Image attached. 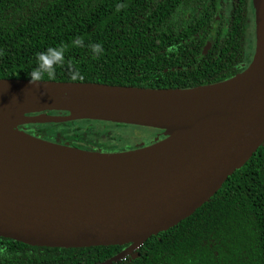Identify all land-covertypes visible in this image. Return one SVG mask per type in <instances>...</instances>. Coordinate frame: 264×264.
Wrapping results in <instances>:
<instances>
[{
    "label": "water",
    "instance_id": "obj_1",
    "mask_svg": "<svg viewBox=\"0 0 264 264\" xmlns=\"http://www.w3.org/2000/svg\"><path fill=\"white\" fill-rule=\"evenodd\" d=\"M252 10L250 63L213 84L149 89L0 79V104L28 107L10 130L42 147L24 152L0 136V238L37 248L123 247L101 263L114 264L135 258L137 246L207 203L264 142V0H252ZM85 120L158 129L165 137L108 154L19 129Z\"/></svg>",
    "mask_w": 264,
    "mask_h": 264
},
{
    "label": "trees",
    "instance_id": "obj_2",
    "mask_svg": "<svg viewBox=\"0 0 264 264\" xmlns=\"http://www.w3.org/2000/svg\"><path fill=\"white\" fill-rule=\"evenodd\" d=\"M195 6L189 0H0V79L31 80L37 54L60 46L63 64L39 81L188 89L229 79L250 62L243 53L246 0H237L226 24L215 28L204 55L216 1ZM94 44L102 50L93 52ZM83 123L89 121L19 129L46 141L56 127L77 134ZM122 249L37 248L0 238V264H101ZM114 264H264V142L207 203L144 241L135 258Z\"/></svg>",
    "mask_w": 264,
    "mask_h": 264
},
{
    "label": "flooded vegetation",
    "instance_id": "obj_3",
    "mask_svg": "<svg viewBox=\"0 0 264 264\" xmlns=\"http://www.w3.org/2000/svg\"><path fill=\"white\" fill-rule=\"evenodd\" d=\"M189 1L193 2L196 5L195 7L197 11H199V9L202 7L203 2H204V0H201L200 3L194 0H189ZM215 1H216V9H215L216 14L214 17L213 24L210 28L209 36L204 41V45L202 49L206 45L208 39L211 37L212 27L215 26V28H217V26H220L221 24H226V21L230 17L232 6L237 2V0H227L228 8H227V11H225L224 0H215ZM246 6H247V28L245 31V40H244V46H243V53L245 54V58L250 55L249 54L250 50L246 48V42H247L249 33H251L250 32L251 23H252V29H253V34L251 33V37L253 36V40H254V16H253V10H252V0H246ZM192 14H195V13L193 12ZM185 16L186 18L189 17V19L192 18L189 12H186ZM190 39H193V38H190ZM252 54H251L250 60L252 58ZM245 66H244V63H242L241 68L242 69L246 68ZM93 122L102 123V124L106 123V122H100V121H89L88 124L83 123L79 125L78 127H76L77 134L70 132L67 128L61 129V131H55L53 134H47L46 136L48 137V140L46 141L57 143L63 146L77 148L83 151L102 152V153L109 154V153L127 152V151L138 149L140 147L149 146V145H152L162 140L165 137L162 130L146 128V127H139L141 129V132H140L141 136L138 138L140 142L134 146L127 145L123 147L121 145H118V143L121 142V138L119 136L110 135L107 132H105L104 134L103 132L94 131L93 129H91V124ZM107 124H112V123H107ZM114 125H120V124H114ZM135 127H138V126H135ZM63 130H66V131H63Z\"/></svg>",
    "mask_w": 264,
    "mask_h": 264
},
{
    "label": "bare ground",
    "instance_id": "obj_4",
    "mask_svg": "<svg viewBox=\"0 0 264 264\" xmlns=\"http://www.w3.org/2000/svg\"><path fill=\"white\" fill-rule=\"evenodd\" d=\"M0 104V136L7 144L18 147L21 151H40L41 145L31 142L26 136L10 130L16 123L22 121L21 113L28 107L18 102L9 103L7 108Z\"/></svg>",
    "mask_w": 264,
    "mask_h": 264
},
{
    "label": "rangeland",
    "instance_id": "obj_5",
    "mask_svg": "<svg viewBox=\"0 0 264 264\" xmlns=\"http://www.w3.org/2000/svg\"><path fill=\"white\" fill-rule=\"evenodd\" d=\"M224 3H225V11H227L228 8L227 0H224ZM250 32L253 34L252 23L250 24ZM251 33H249L246 42V48L250 50L249 54L253 53V47H254V40H253V36L251 37ZM91 127H93L94 131L103 132L104 134L105 132H107L110 135L119 136L121 138V142H119L118 145H121L123 147L127 145L134 146L140 142V140H138V138L141 136L140 134L141 129L139 127L130 126V125H114V124H110L107 127L106 126L103 127L102 123H92ZM65 128H66L65 125L59 126L56 127L54 131H60L61 129H65ZM67 129L69 130L70 128L68 127Z\"/></svg>",
    "mask_w": 264,
    "mask_h": 264
},
{
    "label": "clouds",
    "instance_id": "obj_6",
    "mask_svg": "<svg viewBox=\"0 0 264 264\" xmlns=\"http://www.w3.org/2000/svg\"><path fill=\"white\" fill-rule=\"evenodd\" d=\"M76 45H80L82 42L80 39L74 41ZM93 52L101 51V46L99 44L92 45ZM64 52L63 46L60 47H49L46 50L37 54V65L31 72V80L33 82L39 81L44 74L49 77L54 75L55 66L63 64L64 62Z\"/></svg>",
    "mask_w": 264,
    "mask_h": 264
},
{
    "label": "built area",
    "instance_id": "obj_7",
    "mask_svg": "<svg viewBox=\"0 0 264 264\" xmlns=\"http://www.w3.org/2000/svg\"><path fill=\"white\" fill-rule=\"evenodd\" d=\"M139 247H140V245L137 246V247L133 250V253H136V252L138 251ZM127 259H129V257H128V256H125L121 261H122V262H125Z\"/></svg>",
    "mask_w": 264,
    "mask_h": 264
}]
</instances>
